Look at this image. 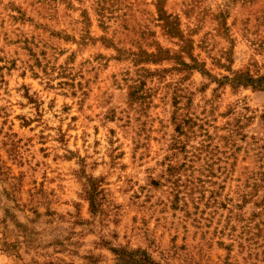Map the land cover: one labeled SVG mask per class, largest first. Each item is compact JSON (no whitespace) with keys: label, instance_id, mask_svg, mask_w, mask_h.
Wrapping results in <instances>:
<instances>
[{"label":"rangeland","instance_id":"374dc122","mask_svg":"<svg viewBox=\"0 0 264 264\" xmlns=\"http://www.w3.org/2000/svg\"><path fill=\"white\" fill-rule=\"evenodd\" d=\"M118 246L264 264V0H0V264Z\"/></svg>","mask_w":264,"mask_h":264},{"label":"trees","instance_id":"16d2710c","mask_svg":"<svg viewBox=\"0 0 264 264\" xmlns=\"http://www.w3.org/2000/svg\"><path fill=\"white\" fill-rule=\"evenodd\" d=\"M248 81H253L248 79ZM115 254L114 264H162L159 261L154 260L150 254L141 248H131L128 246H118L113 248ZM49 264H74L72 262H66L62 260L49 261Z\"/></svg>","mask_w":264,"mask_h":264}]
</instances>
